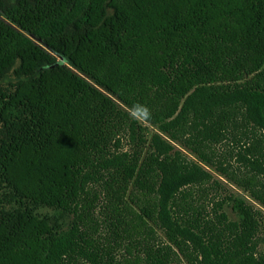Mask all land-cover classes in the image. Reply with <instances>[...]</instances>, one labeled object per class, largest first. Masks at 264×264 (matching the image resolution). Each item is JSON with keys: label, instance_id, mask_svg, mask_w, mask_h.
Instances as JSON below:
<instances>
[{"label": "trees", "instance_id": "1", "mask_svg": "<svg viewBox=\"0 0 264 264\" xmlns=\"http://www.w3.org/2000/svg\"><path fill=\"white\" fill-rule=\"evenodd\" d=\"M263 226L264 0H0V264H264Z\"/></svg>", "mask_w": 264, "mask_h": 264}, {"label": "rangeland", "instance_id": "2", "mask_svg": "<svg viewBox=\"0 0 264 264\" xmlns=\"http://www.w3.org/2000/svg\"><path fill=\"white\" fill-rule=\"evenodd\" d=\"M30 38H31L32 40H34L35 42H37V43H39V44H42V41H41L38 37L30 36ZM56 56H57L58 64H59V65H62V66H64V65H68V62H67V60H66L64 57H61V56H59V55H56ZM10 81H12V78H11V77H8L7 79L3 80V83H8V82H10ZM226 212H227V214H228V216H229L230 221L237 220V218H238L237 214H236L235 212H233L232 209H231L230 207H227V208H226ZM262 233H264V226H263V231H262ZM89 264H91V263H89Z\"/></svg>", "mask_w": 264, "mask_h": 264}]
</instances>
